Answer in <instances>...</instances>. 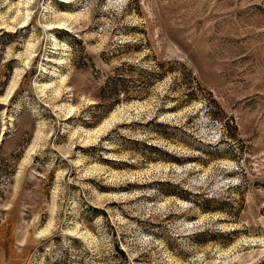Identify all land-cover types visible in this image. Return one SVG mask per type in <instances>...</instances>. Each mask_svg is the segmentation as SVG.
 <instances>
[{"label": "rangeland", "instance_id": "obj_1", "mask_svg": "<svg viewBox=\"0 0 264 264\" xmlns=\"http://www.w3.org/2000/svg\"><path fill=\"white\" fill-rule=\"evenodd\" d=\"M31 10L0 27V264H264V0Z\"/></svg>", "mask_w": 264, "mask_h": 264}, {"label": "bare ground", "instance_id": "obj_2", "mask_svg": "<svg viewBox=\"0 0 264 264\" xmlns=\"http://www.w3.org/2000/svg\"><path fill=\"white\" fill-rule=\"evenodd\" d=\"M66 1H70V0H66ZM35 0H18L15 3V11L16 14L15 16L12 18V20L10 21V23H6V22H2L0 23V27L4 28L6 31L9 32H15V28H17L16 25H19L18 28L21 27H25L29 24L30 19H31V15H32V10L31 7L34 4ZM44 10H47L48 7L44 6L43 7ZM72 15L66 13V12H61V13H57L56 14V18H58L55 22H48L46 24L43 25V27L45 28V30H52L55 29L56 27L58 28H68L69 29V24L67 23V18H70ZM20 18V19H18ZM72 18V17H71ZM71 20V19H70ZM12 23V24H11ZM35 42V41H33ZM58 44L59 42L56 40H54V47L55 49H58ZM36 47V43H32V42H28L27 43V49L25 52V57L23 59V67L20 69H17L15 77L11 83V88L9 93L6 95L5 99L3 100H8L9 97L11 96V94L13 93L14 89L16 88V85L18 83L19 78L21 77V74L24 72L23 70L29 67L30 63H31V59L34 55V49ZM51 61H53L54 59H49ZM60 62V60H55L54 62ZM45 69V68H43ZM50 84H48L49 86ZM51 86V85H50ZM37 87L39 88L40 86L37 85ZM47 87V84H43V89ZM73 110V107H70V112ZM116 115L112 114L111 118L109 120H105L101 125H99L97 128L91 130V131H86V134L88 135L86 137L85 140H83V142L85 144L89 143L90 141H94V139L103 131H105V128L107 126H110V122L116 120ZM10 120H12V117H10ZM80 235V234H79Z\"/></svg>", "mask_w": 264, "mask_h": 264}]
</instances>
